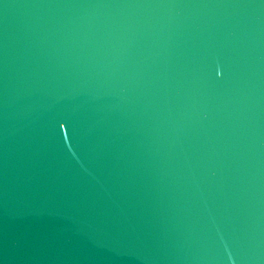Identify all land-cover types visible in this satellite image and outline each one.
Returning <instances> with one entry per match:
<instances>
[{
    "label": "water",
    "instance_id": "1",
    "mask_svg": "<svg viewBox=\"0 0 264 264\" xmlns=\"http://www.w3.org/2000/svg\"><path fill=\"white\" fill-rule=\"evenodd\" d=\"M0 264H264V0H0Z\"/></svg>",
    "mask_w": 264,
    "mask_h": 264
}]
</instances>
